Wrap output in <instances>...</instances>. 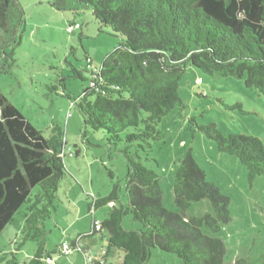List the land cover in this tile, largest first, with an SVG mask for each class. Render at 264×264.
Returning a JSON list of instances; mask_svg holds the SVG:
<instances>
[{"label": "trees", "instance_id": "16d2710c", "mask_svg": "<svg viewBox=\"0 0 264 264\" xmlns=\"http://www.w3.org/2000/svg\"><path fill=\"white\" fill-rule=\"evenodd\" d=\"M68 1L89 7L100 26H108L122 37L99 69L90 70L87 87L73 99L85 126L105 131L108 144L122 140L124 132L126 143L125 200L120 198L118 183L107 196L92 200L91 210L102 205L110 208L106 218L92 221L89 234L104 232L107 243L100 259L85 264H105L113 251L120 252L118 264H146L152 247L177 255L182 264H226L223 241L201 229L204 226L215 233L230 222V198L205 181L204 170L188 149L174 162L172 197L180 213L171 212L162 205L158 175L139 162L138 154H130L129 146L135 144L146 154L150 141L158 139L156 123L182 105L178 88L187 66L210 76L244 79L246 87H254L264 98V0H53L51 5L67 11L71 10ZM24 22L17 0H0V74L9 73L14 61L10 48L18 43L14 33ZM74 24L79 25H69ZM86 59L90 65L87 54ZM72 70L73 77L84 80L78 70ZM234 106L240 107V103ZM195 126L215 143L217 151L239 160L249 183L264 178V145L259 138L240 132L223 134L214 124ZM64 144L60 128L54 125L50 135L44 136L0 92V232L18 208L28 204L23 240H36V250L24 264H55L44 248L43 224L66 174ZM35 187L38 191L32 195ZM202 199L209 201L212 214L189 218L183 214ZM128 214L141 224L139 229L122 227ZM80 237L66 243L67 252L64 243L57 251L83 252ZM15 257L0 260L17 264ZM229 264H264V254Z\"/></svg>", "mask_w": 264, "mask_h": 264}, {"label": "rangeland", "instance_id": "374dc122", "mask_svg": "<svg viewBox=\"0 0 264 264\" xmlns=\"http://www.w3.org/2000/svg\"><path fill=\"white\" fill-rule=\"evenodd\" d=\"M52 1L17 0L25 22L14 33L18 42L10 48L14 61L8 74H0V92L44 136L50 135L54 125L63 133L66 174L59 182L49 217L43 224L44 248L51 252L55 264H85L100 259L107 243L104 232L89 235L92 221L106 218L110 210L107 205L91 210L92 200L107 196L115 183L121 185L120 198L125 200L123 185L127 167L123 150L126 143L124 132L122 140L108 144L105 131H93L85 126L73 99L87 87L90 70L99 69L122 37L108 26H100L89 7L68 1L71 10L60 12L51 5ZM74 22L80 28L68 32L66 26ZM15 25L16 17L12 19V26ZM86 54L91 58L90 65ZM73 67L84 80L73 77ZM243 80L210 76L187 66L178 88L182 105L156 123L158 139L150 141L146 154L135 144L129 146V153L138 154L139 162L158 175L162 205L171 212L180 213L172 197L174 162L188 149L204 170L205 181L219 187L230 198V222L215 233L204 226L201 229L205 235L223 241L226 264L238 258L255 260L264 254V178L259 176L249 183L247 171L239 160L217 151L215 143L197 131L195 124H214L223 134H250L264 145V98L254 87H246ZM52 86L56 89H51ZM237 102L240 107L234 106ZM36 191L38 187L31 194ZM26 207L28 204L19 207L12 221L0 232V258L15 254L17 264H24L36 250V240H23ZM212 212L209 201L202 199L192 203L183 214L189 218ZM122 227L139 229L141 224L128 214ZM79 236L83 252L61 254L57 251L62 243L70 244ZM119 256V251H113L105 264H118ZM181 261L177 255L152 247L146 264H182ZM0 264L4 262L0 260Z\"/></svg>", "mask_w": 264, "mask_h": 264}, {"label": "built area", "instance_id": "2783aa9c", "mask_svg": "<svg viewBox=\"0 0 264 264\" xmlns=\"http://www.w3.org/2000/svg\"><path fill=\"white\" fill-rule=\"evenodd\" d=\"M78 26H79V25H77V24H74V25H68V26H66V29H67L68 32H72L73 29H74V28H77ZM199 81H200V80H198L197 82H199ZM99 226H100V225L97 224V225L95 226V229L98 230V229H99ZM68 249H69V248H68L67 244L64 243V244H63V250L67 252Z\"/></svg>", "mask_w": 264, "mask_h": 264}, {"label": "crops", "instance_id": "0c3cea01", "mask_svg": "<svg viewBox=\"0 0 264 264\" xmlns=\"http://www.w3.org/2000/svg\"><path fill=\"white\" fill-rule=\"evenodd\" d=\"M90 64H91V60H90ZM104 251V250H103ZM120 260H121V256H119Z\"/></svg>", "mask_w": 264, "mask_h": 264}]
</instances>
